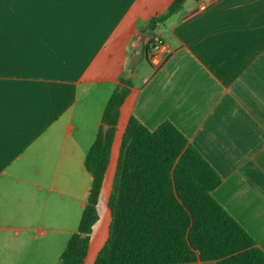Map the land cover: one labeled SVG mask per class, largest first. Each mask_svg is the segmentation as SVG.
I'll return each mask as SVG.
<instances>
[{
  "label": "crops",
  "instance_id": "1",
  "mask_svg": "<svg viewBox=\"0 0 264 264\" xmlns=\"http://www.w3.org/2000/svg\"><path fill=\"white\" fill-rule=\"evenodd\" d=\"M173 1L0 0V264L61 257L104 109L129 80L119 130L131 116L151 131L171 122L264 252V0H185L146 32ZM155 35L171 51L158 69L146 50ZM118 158L111 151L104 183Z\"/></svg>",
  "mask_w": 264,
  "mask_h": 264
},
{
  "label": "trees",
  "instance_id": "2",
  "mask_svg": "<svg viewBox=\"0 0 264 264\" xmlns=\"http://www.w3.org/2000/svg\"><path fill=\"white\" fill-rule=\"evenodd\" d=\"M184 1L174 0L165 13L151 18L146 32L153 34ZM130 83L123 81L104 109L84 163L91 187L78 231L69 239L59 264H85ZM221 182L220 175L171 122L151 131L131 116L108 201L109 237L94 264H264V252L214 198L213 191Z\"/></svg>",
  "mask_w": 264,
  "mask_h": 264
},
{
  "label": "rangeland",
  "instance_id": "3",
  "mask_svg": "<svg viewBox=\"0 0 264 264\" xmlns=\"http://www.w3.org/2000/svg\"><path fill=\"white\" fill-rule=\"evenodd\" d=\"M150 15H151L150 11L143 12L142 17L144 19L149 20ZM130 50L132 51L133 49L131 48ZM125 129L126 128H124L122 130L120 127V130H119V126H118L116 138H115L114 143L112 145V149H111L112 156L115 155L117 158L119 157L121 139H122L123 133L125 132ZM112 173H113L112 177H108L110 179H107L106 182H108V183H104V187L102 188V191H101V196H100L99 205H98L99 220L97 221V223L93 227L94 231H93V234L91 235V243H90L88 255L86 258L87 264H94L99 251L102 249V247L104 246L105 242L107 241V239L109 237L111 213H110V210L108 208V201H109L110 193L112 191V183H113V179L115 177V171L114 172L112 171ZM80 195H81L80 193H76V194L74 193L73 194V214L69 218L70 225H69V223L67 225V228L73 229V234L78 231L81 216H82L83 209H84V205L82 204V200H83L82 197L85 194H82L81 195L82 197L79 198ZM74 196H76V197H74ZM84 199L86 201V197H84ZM62 239H63L62 251H64L66 246H67V241L63 236H62ZM34 250H36V249H34ZM36 252H38V250ZM58 255L56 254V256L52 257V259H51V255H50V253H48L47 256L45 257V259L47 258L46 262L49 259H50V261H48V263H46V264H51L50 263L51 261L59 264L60 256H58ZM30 259H36V258L33 257ZM39 259L43 260L44 258L40 257Z\"/></svg>",
  "mask_w": 264,
  "mask_h": 264
},
{
  "label": "built area",
  "instance_id": "4",
  "mask_svg": "<svg viewBox=\"0 0 264 264\" xmlns=\"http://www.w3.org/2000/svg\"><path fill=\"white\" fill-rule=\"evenodd\" d=\"M148 58L154 68H160L171 54L164 39L160 35H155L150 40Z\"/></svg>",
  "mask_w": 264,
  "mask_h": 264
},
{
  "label": "water",
  "instance_id": "5",
  "mask_svg": "<svg viewBox=\"0 0 264 264\" xmlns=\"http://www.w3.org/2000/svg\"><path fill=\"white\" fill-rule=\"evenodd\" d=\"M130 78V76H129V74H128V76H126V80H128ZM108 126L106 125V126H104V128H103V133H104V135L106 134V132H107V130H108ZM83 236H85V235H83Z\"/></svg>",
  "mask_w": 264,
  "mask_h": 264
}]
</instances>
